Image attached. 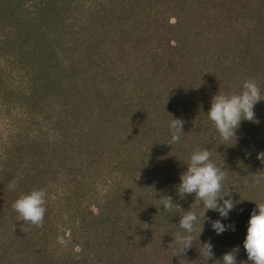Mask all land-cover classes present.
I'll use <instances>...</instances> for the list:
<instances>
[{"label": "trees", "instance_id": "16d2710c", "mask_svg": "<svg viewBox=\"0 0 264 264\" xmlns=\"http://www.w3.org/2000/svg\"><path fill=\"white\" fill-rule=\"evenodd\" d=\"M249 78L264 99V0H0V264H214L234 248L247 261L264 202V101L235 145L206 115ZM169 115L185 122L171 146ZM198 148L237 203L227 219L207 211L183 253L169 247L179 210L160 198L190 209L194 195L175 186ZM33 189L47 192L42 227L12 208ZM218 219L234 231L217 235Z\"/></svg>", "mask_w": 264, "mask_h": 264}, {"label": "clouds", "instance_id": "9594fccd", "mask_svg": "<svg viewBox=\"0 0 264 264\" xmlns=\"http://www.w3.org/2000/svg\"><path fill=\"white\" fill-rule=\"evenodd\" d=\"M264 101L261 97V89L255 79H246L241 90L231 93L218 92L211 99L210 110L207 113L209 121L218 132L222 143L237 142L236 135L242 121L259 123L255 118L254 107L257 103ZM169 130V146L180 141L183 135L184 120L173 118L171 115ZM257 159L264 163V152L257 154ZM186 170L179 176L180 183L175 186L177 196L183 200L188 195H194V203L202 207L204 211L198 216L192 206L187 211L181 209L178 203L173 202L170 195L162 196L161 205L163 211L169 212L173 208L179 210L180 220L178 231L173 242L184 253L192 248L198 222L202 218L203 224L206 219V212L211 210L219 213L222 219H227L229 213L236 207L231 198V192H224V182L227 174L223 168L218 167L212 160V153L208 149H196L191 152L185 166ZM264 175V172L259 173ZM17 180L9 183V189L14 190ZM225 197H228L227 199ZM222 202V203H221ZM47 192L44 189H33L29 193H21L18 199L12 204L13 210L18 214V219L26 225L42 227L46 214ZM248 221L247 235L243 242V248L247 254V261H240V264H264V202H256ZM212 230L220 235L231 229L234 225H225L221 220H209ZM182 230V233L181 231ZM203 230L200 231L199 236ZM199 238V237H198ZM58 242L64 245L66 242L58 237ZM199 242V241H198ZM200 252L208 260L213 259V246L210 241L200 244ZM239 248L226 252L214 264H237Z\"/></svg>", "mask_w": 264, "mask_h": 264}, {"label": "rangeland", "instance_id": "374dc122", "mask_svg": "<svg viewBox=\"0 0 264 264\" xmlns=\"http://www.w3.org/2000/svg\"><path fill=\"white\" fill-rule=\"evenodd\" d=\"M0 134H1V130H0Z\"/></svg>", "mask_w": 264, "mask_h": 264}]
</instances>
